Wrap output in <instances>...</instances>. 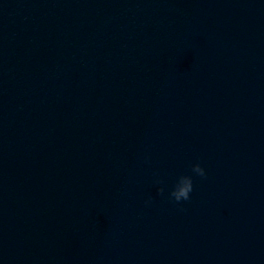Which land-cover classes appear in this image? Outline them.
Masks as SVG:
<instances>
[{"label":"water","instance_id":"95a60500","mask_svg":"<svg viewBox=\"0 0 264 264\" xmlns=\"http://www.w3.org/2000/svg\"><path fill=\"white\" fill-rule=\"evenodd\" d=\"M0 264H264V0H0Z\"/></svg>","mask_w":264,"mask_h":264},{"label":"clouds","instance_id":"9594fccd","mask_svg":"<svg viewBox=\"0 0 264 264\" xmlns=\"http://www.w3.org/2000/svg\"><path fill=\"white\" fill-rule=\"evenodd\" d=\"M147 158V157H145ZM207 171L205 166L196 160L188 166L186 171H177L171 176L170 183L166 182L165 176L156 174L153 183L156 185V190L163 195L169 202L182 206L183 202L191 199V194L194 190V178H206ZM152 197L148 196L144 204L150 205Z\"/></svg>","mask_w":264,"mask_h":264}]
</instances>
